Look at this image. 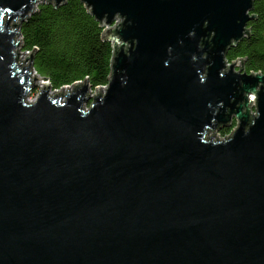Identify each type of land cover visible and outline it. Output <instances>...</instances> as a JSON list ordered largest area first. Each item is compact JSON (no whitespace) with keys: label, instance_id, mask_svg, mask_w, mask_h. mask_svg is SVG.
Here are the masks:
<instances>
[{"label":"water","instance_id":"95a60500","mask_svg":"<svg viewBox=\"0 0 264 264\" xmlns=\"http://www.w3.org/2000/svg\"><path fill=\"white\" fill-rule=\"evenodd\" d=\"M41 1L65 0H0V264H264V72L224 57L252 0H80L103 92L28 102L13 37Z\"/></svg>","mask_w":264,"mask_h":264},{"label":"trees","instance_id":"16d2710c","mask_svg":"<svg viewBox=\"0 0 264 264\" xmlns=\"http://www.w3.org/2000/svg\"><path fill=\"white\" fill-rule=\"evenodd\" d=\"M254 14L246 26L248 35L225 51V59L243 58L242 68L264 72V0H252ZM101 27L80 0L53 5L41 1L21 22V46L34 48V70L48 79L52 88L87 78L90 87L105 84L109 73L111 47L101 38ZM233 122V120H232ZM220 132L227 131L222 126Z\"/></svg>","mask_w":264,"mask_h":264},{"label":"built area","instance_id":"2783aa9c","mask_svg":"<svg viewBox=\"0 0 264 264\" xmlns=\"http://www.w3.org/2000/svg\"><path fill=\"white\" fill-rule=\"evenodd\" d=\"M120 20V18L119 17H115L114 19H113V21H112V23L110 24V26H112L115 22H117V21H119ZM14 22H18V20L16 19V20H14ZM11 24V23H10ZM18 33L17 34H15L14 35V37H13V39H14V44H15V46H14V50H15V52H16V55H15V58H16V61L18 62V63H21V64H23V65H26L27 63H28V61H29V63H28V67H29V71H30V77H35V79H32L33 80V83L36 85L37 84V87H36V90H35V96H34V98H30L29 97V95H26V101H28V102H31V101H33L34 99H35V97H36V95H37V92H38V90L40 89V88H42V87H44V86H47V88H48V93L49 94H53V93H56V92H60V91H62V92H64V90H66V89H71V87H72V85L73 84H75V83H79V82H81L83 79H81V80H75V81H73V82H71L70 84H64V85H62V86H60V87H56V88H52L50 85H49V82H48V79H46L45 77H43V76H41V75H39L35 70H34V68H33V66H32V61H31V59L29 60V58H28V56H27V53H29L30 51H31V48H23L22 46H21V35H20V32H19V25H18ZM101 32V31H100ZM226 60V59H225ZM230 61H227L226 60V64H228ZM236 63L239 65V61L238 60H236ZM250 72H258V71H250ZM105 85H106V83L105 84H102V85H96V86H94V87H90V85L88 84V88H87V94L89 95V96H92L93 95V93L95 92V90H98V91H101V92H103V90H104V87H105ZM30 89V88H29ZM29 89H28V91H29ZM28 91H27V94H28ZM247 98L251 101V103H250V110H249V112L250 113H255V110H254V102H253V99H254V96L251 94V93H248L247 94ZM30 99H32L31 101H30ZM83 107H84V109H86L87 107H88V102H86V103H84L83 104ZM235 125H236V122H235V120H233V122H232V120H231V122H230V124L227 126V131H225V132H220V130L219 129H214V130H211V131H208L207 133H206V137L207 136H209V135H212L211 137L213 138V139H224L225 137H227L228 135H230V133L232 132V130L234 129V127H235Z\"/></svg>","mask_w":264,"mask_h":264},{"label":"rangeland","instance_id":"374dc122","mask_svg":"<svg viewBox=\"0 0 264 264\" xmlns=\"http://www.w3.org/2000/svg\"><path fill=\"white\" fill-rule=\"evenodd\" d=\"M36 87H37V84L36 85L34 84V86L29 89L28 94H26V95H29L30 98H34ZM31 100L32 99H30V101Z\"/></svg>","mask_w":264,"mask_h":264}]
</instances>
